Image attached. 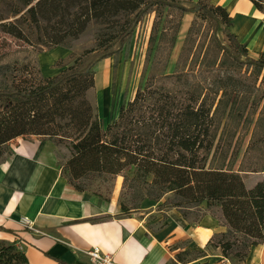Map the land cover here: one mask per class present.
Listing matches in <instances>:
<instances>
[{"label":"trees","instance_id":"trees-1","mask_svg":"<svg viewBox=\"0 0 264 264\" xmlns=\"http://www.w3.org/2000/svg\"><path fill=\"white\" fill-rule=\"evenodd\" d=\"M251 1L264 11V0ZM164 8L198 11L228 59L240 69L264 72V56L252 57L230 33L231 17L221 6L194 0H0V161L12 140L46 137L67 148L61 173L79 191H87L85 183L94 178L112 182L122 176L124 191L142 200L160 201L172 193L171 206L177 210L217 205L226 231L215 233L208 244L241 263L252 246L264 243V173L253 186L245 183L250 172H264V161L259 170L245 167L243 161L234 170L235 147L227 163L216 162L227 146L219 138L220 100L203 97L200 82L186 91L168 86L188 85L189 73L165 75L127 99L119 97L104 127L87 96L95 85V66L127 54L138 22ZM92 22L106 26L98 46L85 50L75 65L45 77L39 55L45 48L71 49ZM14 40H29L32 50L18 58L11 51ZM260 114L263 118L264 107ZM120 207L123 214L131 211L123 201ZM179 212L187 219V213ZM191 254L185 251L176 259L183 262ZM0 264H28V259L15 244H3Z\"/></svg>","mask_w":264,"mask_h":264},{"label":"crops","instance_id":"crops-1","mask_svg":"<svg viewBox=\"0 0 264 264\" xmlns=\"http://www.w3.org/2000/svg\"><path fill=\"white\" fill-rule=\"evenodd\" d=\"M209 1L226 9L230 33L249 54L264 56V11L251 0ZM71 54L63 46L41 53L43 75H57L63 70L59 62ZM60 149L41 136L18 137L8 144L6 158L0 161V227L5 229L0 230V246L15 244L28 264H91L86 251L95 246L112 254L116 264H234L220 248L208 244L215 233L226 231L225 226H192L176 210L165 212L158 227L153 225L163 216L148 221L157 210L123 215L114 197L108 203L67 181L59 165ZM21 217H28L32 227L23 226ZM195 250L202 254L188 255L183 262L176 259ZM240 264H264V243L252 246Z\"/></svg>","mask_w":264,"mask_h":264},{"label":"rangeland","instance_id":"rangeland-1","mask_svg":"<svg viewBox=\"0 0 264 264\" xmlns=\"http://www.w3.org/2000/svg\"><path fill=\"white\" fill-rule=\"evenodd\" d=\"M194 1L212 6L209 0ZM102 27L106 28L92 22L78 39L73 40L72 55L65 61H60L58 69L75 65L76 59L85 50L96 48ZM25 29L29 31L28 28ZM30 39L35 43L32 36ZM11 49L21 59L25 52L32 50V46L29 40H14ZM45 52L46 48L43 53ZM177 73H189V84L168 85L171 89L186 91L195 88L197 85L193 84L200 82L204 87L203 97L220 100L218 116L223 118L219 138L226 141L227 146L225 154L218 156L216 162L219 165L227 163L237 147L233 159L234 170L241 166L242 161L247 168L261 169L264 161V117H260V112L264 107V72L259 74L254 69H240L228 59L219 49L212 26L198 11L183 12L164 8L146 14L135 27V36L128 53L121 52L117 59L107 58L95 66V85L87 92V96L97 109L100 123L105 127L110 123L111 110L117 99L122 96L127 99L148 83H159L163 76ZM20 74L22 73H19L17 79L21 78ZM105 88L109 89L111 102L109 113L104 118L101 95ZM57 145L61 147L59 165L62 167L69 154L64 145ZM248 148L250 149L245 156ZM263 173L250 172L245 175V183L249 187L253 186L263 178ZM118 183L121 184L118 186ZM85 184L88 191L108 203L112 197L118 201V205L120 201L127 203L131 211L123 214L120 208L123 215L157 210L158 213L148 218L151 222L156 216H163L153 225L155 227L164 223L167 216L165 212L170 210L187 213L185 221L192 226L203 222L223 226L224 219L217 205L202 204L199 207L177 210L171 206L174 194L168 193L160 201L142 200L135 192L124 191L123 179L118 177L112 182L94 178L92 183ZM189 256L198 257L200 254L195 250ZM231 259L234 264H240L236 258Z\"/></svg>","mask_w":264,"mask_h":264},{"label":"built area","instance_id":"built-area-1","mask_svg":"<svg viewBox=\"0 0 264 264\" xmlns=\"http://www.w3.org/2000/svg\"><path fill=\"white\" fill-rule=\"evenodd\" d=\"M20 222L25 227H32V222L28 217H21ZM86 254L89 257L91 264H116L113 255L110 253H104L98 246L87 250Z\"/></svg>","mask_w":264,"mask_h":264},{"label":"bare ground","instance_id":"bare-ground-1","mask_svg":"<svg viewBox=\"0 0 264 264\" xmlns=\"http://www.w3.org/2000/svg\"><path fill=\"white\" fill-rule=\"evenodd\" d=\"M110 92H109V89H104V91H102V95H101V105H102V109H103V112L105 115H108L109 113V108H110V102H111V97H110ZM120 179H122V177H119ZM120 183H118V186H119ZM203 238H206V234L203 233L202 234Z\"/></svg>","mask_w":264,"mask_h":264}]
</instances>
